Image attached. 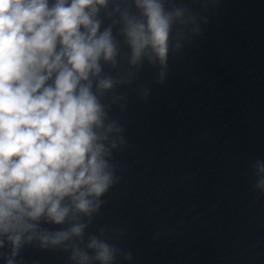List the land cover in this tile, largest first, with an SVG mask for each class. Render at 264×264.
Here are the masks:
<instances>
[{
    "label": "clouds",
    "instance_id": "1",
    "mask_svg": "<svg viewBox=\"0 0 264 264\" xmlns=\"http://www.w3.org/2000/svg\"><path fill=\"white\" fill-rule=\"evenodd\" d=\"M220 0H0V258L22 250L66 254L68 264L131 261L125 231H90L121 177L127 145L111 115L128 108L146 66L165 82L170 57L202 35ZM198 5L199 7H193ZM207 13V14H206ZM249 167L264 194V158ZM7 249V251H5ZM33 264H39L34 261Z\"/></svg>",
    "mask_w": 264,
    "mask_h": 264
},
{
    "label": "water",
    "instance_id": "2",
    "mask_svg": "<svg viewBox=\"0 0 264 264\" xmlns=\"http://www.w3.org/2000/svg\"><path fill=\"white\" fill-rule=\"evenodd\" d=\"M208 15L165 82L146 66L148 99L121 89L127 111L111 113L127 140L114 153L121 179L90 231H125L133 259L117 264H264V194L249 167L264 158V0H220ZM21 258L68 264L32 246Z\"/></svg>",
    "mask_w": 264,
    "mask_h": 264
}]
</instances>
